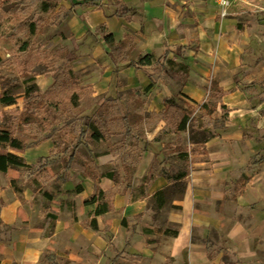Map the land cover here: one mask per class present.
I'll use <instances>...</instances> for the list:
<instances>
[{
    "label": "crops",
    "instance_id": "1",
    "mask_svg": "<svg viewBox=\"0 0 264 264\" xmlns=\"http://www.w3.org/2000/svg\"><path fill=\"white\" fill-rule=\"evenodd\" d=\"M58 7L64 9L59 26H54L59 30L58 44L78 56L71 65L78 78L86 77L93 97H99L97 109L114 99L116 92L129 88H143L142 115L161 111L162 101L169 96H177L180 104L205 100L206 88L212 84L211 69L219 61L211 45L221 29L210 26L215 1L60 0ZM101 25L116 43L130 35L139 39L128 47L124 58L113 60L104 50ZM196 39L197 50L189 51L194 60L187 62L188 78L181 85L161 74L146 89L148 69L154 66L138 69L129 64L143 54L155 53L160 58L164 47L183 48ZM88 67L94 68L91 75L85 71ZM120 76L126 79L123 85L116 83ZM231 84L230 77L217 82L223 90L232 88ZM48 87L41 86V90ZM236 96L233 91L221 102L232 106L229 101ZM119 102H115L117 107ZM235 112L229 107L224 127L210 129L217 136L204 145L208 160L191 164L186 179L181 180V191L175 189L177 180L169 181L161 174L162 168L171 175L179 168L177 161L164 156L163 148L173 135L152 141L164 121L149 130L145 127L142 140L132 138L131 133H115L96 142L87 132L89 141L78 145L64 167L55 162L63 154L54 152L59 140L55 135L24 150L3 146L0 153L16 154L28 165L52 160L42 172L48 171L58 187H51L52 181L49 188L36 189L33 177L31 185L19 190L10 179L16 182L14 173L23 169L27 181L33 168L0 171V264H253L258 254H264V160L251 162L259 143L244 137ZM202 114L199 109L194 113L197 124L203 122ZM193 123L190 119L188 124ZM189 125L180 134L184 145H191ZM99 145V151L93 150ZM135 149L139 156L134 167L130 163ZM154 161L156 175L145 181ZM96 172L103 175L96 176ZM97 189L116 192L107 204L109 210L94 216L107 199L84 201ZM158 191L163 194L154 196ZM53 215L56 218L51 221ZM93 217L97 229L90 224Z\"/></svg>",
    "mask_w": 264,
    "mask_h": 264
},
{
    "label": "rangeland",
    "instance_id": "2",
    "mask_svg": "<svg viewBox=\"0 0 264 264\" xmlns=\"http://www.w3.org/2000/svg\"><path fill=\"white\" fill-rule=\"evenodd\" d=\"M212 1H215L216 8L213 17L215 23L211 21L210 26L213 29L215 25L221 26L220 34L215 38L212 37L211 42L213 48L216 49L213 54L219 58L218 67L211 69L212 84L226 79V77L232 79L231 87L237 96L231 98L229 102L236 110L234 117L241 121V127L243 126L245 133L244 137L256 144L259 143V145L254 146L259 148L257 153L251 157V162L255 164L264 160V1L236 0L227 8L223 17L219 15L222 8L217 0H210V2ZM59 2L60 0H39L37 5L25 8L26 13L4 14V19L0 22V54L3 59L8 61V64L0 70V73L6 79L12 76L18 77L20 85L23 87L22 81L29 74L25 77H19L15 65L27 58L38 73L34 79L36 84V80L40 81L37 84L38 87L44 88L46 84L51 86L57 76L56 85L47 98L57 105L60 112H63L66 121H70L69 125L64 126V121L61 120L55 123L46 120L40 113L38 116L30 118L29 126L25 127L17 123L15 126L11 125V130L30 143L39 141L48 134L55 135L59 140L54 152L63 153L58 155L55 162H59V165L64 167L70 162V155L78 150V145L84 141H89L88 136L84 135V137L76 131L79 127H82L83 130L85 127L84 123L78 120L83 114H91L92 116L98 110L96 107L99 97H93L91 86L85 84L84 78L86 77L78 78L74 72L71 60L78 58V56L63 48L60 42L58 44L59 30L54 26H59L60 14L64 10L58 7ZM42 4L47 6L46 10L41 9ZM11 7L14 6L11 5ZM30 22L34 24V32L28 30ZM210 26L208 27L210 28ZM103 33L106 32L103 31ZM138 35L141 33L139 32ZM55 38L56 41L53 40ZM137 39H139L138 36L130 35L124 40L123 48H118V51L112 53L106 44L104 50L109 51L113 60L122 59L125 57L129 45ZM198 44L196 39L183 48L179 46L164 47V51L156 64L166 69V71L163 70L161 76L177 80L178 85H181L188 78L189 72L187 74L180 73L177 71V66H174V72L169 71L171 64L168 63V59L176 63L188 64L187 62L194 60V56L189 51H196ZM24 45L26 48L23 51ZM53 52L55 54L51 55ZM67 58H71V60L68 61ZM69 68L72 69V76L69 74ZM93 69L88 67L85 71L91 75ZM153 69L154 67L149 68L147 74H151ZM115 75L117 79L118 73L115 72ZM125 82L126 79L123 76H120V80L116 81L120 85L125 84ZM210 84L209 82L208 86ZM73 91L78 96L74 101L70 95ZM115 94L114 103L120 100V107L118 106V108L123 114L130 112L136 116L145 94L143 88H129L124 92H116ZM125 102L126 106H124ZM21 105L22 97H18L17 106L21 107ZM11 107H3L0 104V118L3 117V111L11 109ZM52 126L55 127L52 128ZM103 146L108 147L109 143H104ZM3 148L0 145V150ZM101 148L99 145L93 150L99 151ZM134 151L133 157L136 160L138 152L137 149ZM49 162L52 163L53 161L48 160V158L42 159L36 167H33L32 176L28 177L27 181L26 172L23 169H20L19 173L15 172L16 189L23 190L24 187L31 185L29 180H33V177H35L34 181L38 183L36 189L49 188L48 186L53 181L52 175L48 171L42 172V170H46ZM51 187L57 188L58 186L56 187L54 182ZM194 235L197 238L200 236L197 232H194ZM253 264H264V254H258Z\"/></svg>",
    "mask_w": 264,
    "mask_h": 264
},
{
    "label": "trees",
    "instance_id": "3",
    "mask_svg": "<svg viewBox=\"0 0 264 264\" xmlns=\"http://www.w3.org/2000/svg\"><path fill=\"white\" fill-rule=\"evenodd\" d=\"M39 0H0V22L4 19V14L14 15L15 13H26L25 8L37 5ZM11 5L14 7L12 8ZM45 4L41 5V9L46 10ZM28 30L34 32V24L29 23ZM99 32L103 36L105 44L109 47L111 52L118 51V48H123V42L116 43L112 34L103 33L105 26L101 25L98 28ZM130 46V45H129ZM26 46L22 48L24 49ZM55 52L51 53L54 55ZM74 57V56H73ZM72 57V58H73ZM65 59V58H63ZM71 60V58H67ZM159 58L154 54H143L139 55L136 61H132L129 64L138 69L141 67H152L154 69L151 74H147L150 79V84L146 89L151 88L153 84L159 79L165 68H161L156 65ZM168 63L171 64L169 71H173L174 66H177V71L180 73L187 74L189 72V66L185 63H176L175 61L168 59ZM8 64L6 59H3L0 54V70ZM15 65V64H14ZM16 68L18 69L19 77H25L22 81L23 87H21L18 77L12 76L8 79L3 77L0 73V104L3 107L11 109H6L3 111V117L0 118V145L10 148H16L18 150H24L30 146H36L44 139H50L54 135L48 134L41 138V140L30 143L19 136H17L12 130L11 125L15 126L17 123L26 126L30 125V118L38 116L40 113L46 120L52 122L64 121V126L69 125L70 121H66V117L63 112L58 110L57 105L52 103L47 96L51 93L52 89L56 85V77L54 78V83L48 87L45 91H42L40 87L34 81L35 77L38 75L34 69V65L29 59L25 58L23 61L16 63ZM174 72V71H173ZM72 69L69 68V74L72 76ZM17 89V91H16ZM207 95L203 102L193 103V104H180L177 101V96H169L165 98L163 103V109L159 112H145L142 115V108H138L136 116L127 113L122 115L120 108L114 103V99L104 101L99 105L98 110L91 117H81L78 121L83 122L85 125V130L79 127L76 131L84 136L89 132V136L96 142L101 140H108L111 135L115 133H131L134 139L145 138L143 131L146 127L148 130L160 121H164L165 125L156 133V137L152 140L153 142L158 141L161 137L172 134L171 143L167 144L164 150V156L169 159L177 161L175 163L178 166V170L174 174H170L168 170L162 168L161 174L169 181L177 180V185L175 189L181 191L183 183L181 180L186 179L189 173L190 166L194 162L206 161L208 160V153L206 148H204L205 143L214 138L217 134L212 133L210 129H221L224 127L225 121L229 113V107L221 102V98L228 93L233 92L232 88L223 90L217 85V83L211 84L206 88ZM72 101L76 100L78 96L74 91L70 94ZM18 97H22L21 107L17 106ZM45 99V100H44ZM44 101V102H43ZM220 108V112H218ZM201 110L203 114L200 116L203 120L202 123L197 124L196 120L193 118L194 113L197 110ZM101 112V113H100ZM194 120L193 124H188L189 121ZM189 125V143L191 145H184L181 137V132H185ZM55 127V126H54ZM52 126V128H54ZM76 129V128H75ZM137 158L139 156V151H137ZM134 159V158H133ZM40 163V160L35 165H28L25 163L24 159L16 154L11 153H0V171L7 173L10 169L17 168H33ZM137 160H133L130 165L136 166ZM181 165H180V164ZM89 166L96 171V168L89 163ZM156 161L152 163V166L148 174L143 178L145 181H150L156 175ZM96 176L103 174L95 173ZM109 176V175H108ZM112 177V176H109ZM96 179V177H94ZM9 183L16 187L14 179H10ZM182 183V184H181ZM116 190H111L103 192L97 189L95 194L84 201L86 203H93L100 198H106L107 201L102 203V207H97L94 216L101 215L104 211L109 210L107 206L108 202L114 197ZM158 194H163L162 191H158L154 196ZM55 216H51V221L55 220ZM91 226L97 229L94 217L90 221ZM174 234L176 231L173 232ZM186 251H184V254ZM226 264H230L225 261Z\"/></svg>",
    "mask_w": 264,
    "mask_h": 264
},
{
    "label": "built area",
    "instance_id": "4",
    "mask_svg": "<svg viewBox=\"0 0 264 264\" xmlns=\"http://www.w3.org/2000/svg\"><path fill=\"white\" fill-rule=\"evenodd\" d=\"M236 0H217V3L220 5L222 8L221 12L219 13L220 16H224L227 12V8L232 5L233 2Z\"/></svg>",
    "mask_w": 264,
    "mask_h": 264
}]
</instances>
